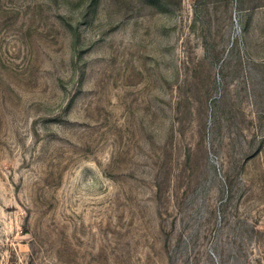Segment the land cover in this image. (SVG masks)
Listing matches in <instances>:
<instances>
[{"label": "rangeland", "instance_id": "rangeland-1", "mask_svg": "<svg viewBox=\"0 0 264 264\" xmlns=\"http://www.w3.org/2000/svg\"><path fill=\"white\" fill-rule=\"evenodd\" d=\"M0 264H264V0H0Z\"/></svg>", "mask_w": 264, "mask_h": 264}]
</instances>
